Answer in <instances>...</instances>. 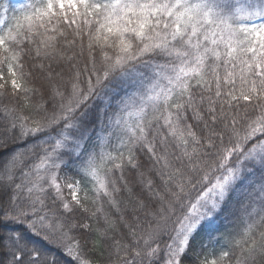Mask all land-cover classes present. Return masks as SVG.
<instances>
[{"label": "snow or ice", "instance_id": "snow-or-ice-1", "mask_svg": "<svg viewBox=\"0 0 264 264\" xmlns=\"http://www.w3.org/2000/svg\"><path fill=\"white\" fill-rule=\"evenodd\" d=\"M14 11L8 17L0 3V97L24 103L2 108L0 155L32 143L0 165V264H92L87 237L73 234L90 225L73 217L103 207L90 209L81 181L60 171L71 162L92 185L91 204L103 196L120 212L113 175L131 194L124 170L139 169L137 151L148 155L164 193L139 173L157 203L136 200L133 211L145 219L125 225L132 243L116 242L119 264L160 261L164 236L163 264H184L202 222L237 193L239 254L199 264H264V0H29ZM77 48L87 60L65 80L52 65L73 60L77 53L66 52ZM26 56L49 62L50 81L59 77L50 109L25 112L33 91Z\"/></svg>", "mask_w": 264, "mask_h": 264}, {"label": "trees", "instance_id": "trees-1", "mask_svg": "<svg viewBox=\"0 0 264 264\" xmlns=\"http://www.w3.org/2000/svg\"><path fill=\"white\" fill-rule=\"evenodd\" d=\"M29 0H0V3H7L9 6L8 17L14 15H19V12L14 11L18 9L21 5L27 4ZM86 44V40H85ZM76 52L77 55L71 61H62L60 64L53 63L52 67L56 72H61L65 80L69 77L73 69L71 66L76 64L78 67L83 68L84 63L87 60V51L83 57L78 55L79 49H68L66 55L72 56ZM34 56V53H33ZM43 63L45 67L42 69L39 65ZM49 62L46 60L33 59L32 57L26 56L24 59V72L28 75L26 76V81L28 86L33 90L30 94V107L25 109V112H35L36 106L43 104L45 108L50 109L52 103L51 93H52V83L59 80V77L55 78V81H50L48 77L49 69L47 64ZM10 87V85H9ZM23 99L20 97L13 98L9 94H5L0 97V130L2 126L6 123V118L4 117L2 108L4 105L12 106L13 104L20 108L23 106ZM90 103H98L90 101ZM40 114H43L41 111ZM193 123L194 121H189ZM199 132V129L197 128ZM32 141L26 143L18 142L16 144L10 145L7 151H4L0 155V165H2L3 160L15 150H24ZM113 146L117 143L113 140ZM111 150V149H110ZM2 151V150H0ZM39 153L40 150L36 149ZM137 159L139 161V169L125 168L124 170V180L128 182V187L132 189V193L129 194L125 189L124 181L119 179L120 173L117 171L114 173L113 178L117 180V185L121 188V191L115 194L116 199L120 203V212H117L111 204L108 203L106 197L101 196L100 200L96 205L91 204V200L95 199L94 193L91 188L92 185L87 182L77 171L75 165L69 162L67 167H63L60 171V176L62 178H67L69 180H80L81 187L88 191L89 195V207L94 210L95 207L102 206L103 213H97L95 217L91 216L90 213H80L77 212L73 219L77 224L88 223L90 225L91 231H85L79 227L74 229L73 234L80 237L83 233L87 237V243L85 244V251L89 258L92 260V264H119V260L116 253V242L119 241L121 245L132 243V238L129 235L128 228L126 224H134V215H139L140 219L143 221L145 219L144 212L134 213V205L136 200L143 199L150 209L157 202L152 198L151 194L147 189L139 183L140 172H144L150 175L154 181V191H159L164 193L162 182L159 177L155 175V172H150L152 168V163L146 153L137 151ZM35 160V157L27 161V165H30ZM21 176L17 172V183L20 182ZM199 187L197 190L191 193L192 198L198 194ZM65 196L70 198L68 190L65 189ZM243 201V196L240 194H234L232 199L226 204L222 210L217 213L211 220H205L202 222L201 226L198 228L197 232L194 234L190 247L187 251L184 264H199V259H203L205 256H219L221 252L227 251L230 254H239V250L235 247V241L239 239L240 233L244 227V217L240 211V203ZM49 206L51 207V202L49 201ZM105 213L108 216V222L105 221ZM123 217V219H121ZM17 230L26 232L25 225H16ZM168 237L164 236L159 241L161 246V260L154 261L153 264H163V250L164 245L168 243ZM58 256L59 251L52 249ZM123 253L121 252V255ZM62 258V257H61ZM130 258V257H129ZM199 258V259H198ZM147 264V262H145ZM234 264V260H233Z\"/></svg>", "mask_w": 264, "mask_h": 264}]
</instances>
